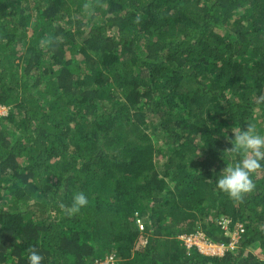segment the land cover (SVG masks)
I'll return each mask as SVG.
<instances>
[{
	"label": "trees",
	"instance_id": "obj_1",
	"mask_svg": "<svg viewBox=\"0 0 264 264\" xmlns=\"http://www.w3.org/2000/svg\"><path fill=\"white\" fill-rule=\"evenodd\" d=\"M0 104V264H264V161L217 184L264 136V0H0Z\"/></svg>",
	"mask_w": 264,
	"mask_h": 264
},
{
	"label": "clouds",
	"instance_id": "obj_2",
	"mask_svg": "<svg viewBox=\"0 0 264 264\" xmlns=\"http://www.w3.org/2000/svg\"><path fill=\"white\" fill-rule=\"evenodd\" d=\"M6 108L8 112V107ZM232 133L234 135V138L231 139L230 141L232 147L227 149L224 153L230 157L238 156L242 158L239 159V161L234 163L233 165L226 166L220 171V176L218 177L217 184L218 187L222 191L227 193L231 198L239 200L243 197L245 193L250 192L254 187L253 181L251 179V175L255 170L261 167V161H264V136L259 134H254L253 130L250 127H247L246 131L241 130L240 127L233 128ZM87 204H88V199L86 195L84 193H77L73 197L72 206L67 209L68 215H72L74 213L79 212L80 209L87 206ZM223 220H229V219H223ZM229 221L230 222L226 227H223L222 220L219 221V224H221L224 231L227 234H231V240L228 244L214 243L208 240L205 237V235L201 232L195 234H184V235L195 236L196 240H198L199 242V245L197 244H193V245L197 246L198 249L203 253L208 255H223L226 250L228 249L234 250V248L238 246L239 239L243 234V232L245 231V229L244 231H240V225L244 228L243 224L240 222L235 223L234 229L233 231H231L230 226L232 221L231 220ZM198 234L201 235L202 240L198 237ZM182 236L183 235H181L180 237L182 238ZM204 244L209 246L220 245L221 250L219 252H207L204 250ZM185 245L187 246L186 242ZM191 247L187 246V248H191ZM255 247H257L260 250L259 246H255ZM42 260H43V256L39 254L35 249L31 250L27 255L28 264H41ZM99 264H103V263H99Z\"/></svg>",
	"mask_w": 264,
	"mask_h": 264
},
{
	"label": "built area",
	"instance_id": "obj_3",
	"mask_svg": "<svg viewBox=\"0 0 264 264\" xmlns=\"http://www.w3.org/2000/svg\"><path fill=\"white\" fill-rule=\"evenodd\" d=\"M6 110H7L6 107L0 105V115H4ZM229 222H230L229 220H222L223 227H226ZM240 231H244V228L241 225H240ZM182 238L185 240L188 247H191L193 244L199 245L198 240H196L195 236L193 235H183ZM107 262L109 263V261Z\"/></svg>",
	"mask_w": 264,
	"mask_h": 264
},
{
	"label": "rangeland",
	"instance_id": "obj_4",
	"mask_svg": "<svg viewBox=\"0 0 264 264\" xmlns=\"http://www.w3.org/2000/svg\"><path fill=\"white\" fill-rule=\"evenodd\" d=\"M3 112H4V111H3ZM6 113H7V110L5 111V114H6ZM198 237L202 240V237H201L200 234H198ZM235 248H237V247H235ZM235 248H234V249H235ZM216 249H217V252H219V251L221 250V249H220V245H216L215 250H216ZM252 249L254 250L255 253L260 254V250H259L257 247L254 246ZM206 251H207V252H211L212 250H211V249H209V250L206 249ZM103 264H107V263H103Z\"/></svg>",
	"mask_w": 264,
	"mask_h": 264
},
{
	"label": "bare ground",
	"instance_id": "obj_5",
	"mask_svg": "<svg viewBox=\"0 0 264 264\" xmlns=\"http://www.w3.org/2000/svg\"><path fill=\"white\" fill-rule=\"evenodd\" d=\"M215 247H216V245H214V246H209V245L204 244V250H205V251H206V249H207V250L211 249V250H212L211 252H217V249L215 250Z\"/></svg>",
	"mask_w": 264,
	"mask_h": 264
}]
</instances>
